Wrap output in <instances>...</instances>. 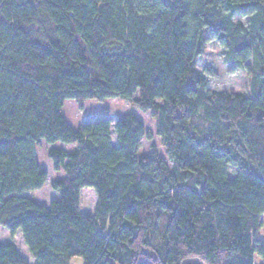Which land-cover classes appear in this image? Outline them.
<instances>
[{
	"label": "trees",
	"instance_id": "1",
	"mask_svg": "<svg viewBox=\"0 0 264 264\" xmlns=\"http://www.w3.org/2000/svg\"><path fill=\"white\" fill-rule=\"evenodd\" d=\"M244 16L246 22L233 20ZM245 71L248 94L210 90L205 42ZM132 112L72 127L65 99ZM113 129L117 145L111 141ZM57 198L38 203L47 172ZM93 189V214L79 210ZM264 0H0V264H264Z\"/></svg>",
	"mask_w": 264,
	"mask_h": 264
},
{
	"label": "rangeland",
	"instance_id": "2",
	"mask_svg": "<svg viewBox=\"0 0 264 264\" xmlns=\"http://www.w3.org/2000/svg\"><path fill=\"white\" fill-rule=\"evenodd\" d=\"M233 20H240L246 22L247 18L244 16H234ZM223 48L215 40H207L205 42V48L200 61L197 63V68L203 72L209 81L210 90H225L232 92H242L248 94L250 91L249 78L245 71L239 69L234 63H226L223 60ZM134 113L144 124L145 128L153 133L151 141L143 139L139 148V153H145L149 150L150 143L153 142L159 152L164 155V151L161 147L160 139L154 134L155 123L154 119L149 113H143L129 102L123 101L118 98H105L103 100L88 99L83 103H77L73 99H65L62 107V114L65 116L67 122L74 128H77L79 124L84 122H90L101 118H109L112 124L115 120L126 114ZM111 141L114 145H117L115 133L111 128ZM61 146L64 148H71V146H63L60 143L49 145L42 142L35 148L36 159L39 166L46 170L47 181L39 190L27 192L26 195L35 200L38 203L47 204L49 201L57 198V193L50 187V181L52 179L61 176V172L54 171L50 159L47 156L48 149L51 147ZM96 202V195L92 188L84 187L80 191L79 196V210L81 212L93 214ZM261 223L259 228L255 231V240L261 245H264V213L261 215ZM0 241H10L19 251V253L25 257L28 261L32 262L26 247L21 239V232L15 233L12 237L8 231L0 227ZM187 262L192 264H203L198 259H189ZM69 264H83L81 257H72ZM254 264H261V258L258 255L254 257Z\"/></svg>",
	"mask_w": 264,
	"mask_h": 264
},
{
	"label": "crops",
	"instance_id": "3",
	"mask_svg": "<svg viewBox=\"0 0 264 264\" xmlns=\"http://www.w3.org/2000/svg\"><path fill=\"white\" fill-rule=\"evenodd\" d=\"M63 146H66V145H63ZM19 231V230H18ZM18 231L16 233H18Z\"/></svg>",
	"mask_w": 264,
	"mask_h": 264
}]
</instances>
